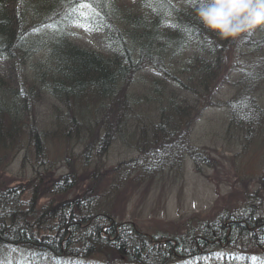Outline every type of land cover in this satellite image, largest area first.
<instances>
[{
  "label": "trees",
  "instance_id": "obj_1",
  "mask_svg": "<svg viewBox=\"0 0 264 264\" xmlns=\"http://www.w3.org/2000/svg\"><path fill=\"white\" fill-rule=\"evenodd\" d=\"M79 2L0 0V55L9 64L0 71V162L33 150L48 164L46 140L74 143L75 162L83 160L92 185L68 198L78 176L70 156L68 173L50 174L46 183L41 170L31 185L0 179V264H181L195 256L200 262L189 264H264V190L247 191L242 206L198 230L172 235L145 236L114 210L129 180H165L192 154L193 116L223 81L230 52L235 63L223 76L236 78L223 103L230 126L246 139L264 137V27L224 39L201 23L204 0H90L93 9L82 11L100 20L108 47L100 51L69 38ZM236 41L249 42L235 52ZM144 71L153 75L141 83ZM47 98L56 101L49 116L41 109ZM118 141L136 156L104 172L97 163Z\"/></svg>",
  "mask_w": 264,
  "mask_h": 264
},
{
  "label": "rangeland",
  "instance_id": "obj_2",
  "mask_svg": "<svg viewBox=\"0 0 264 264\" xmlns=\"http://www.w3.org/2000/svg\"><path fill=\"white\" fill-rule=\"evenodd\" d=\"M98 22L100 20L92 17L85 21V24H90L88 31L75 24L69 27L73 33L71 40L82 46L100 51L106 50L108 47L103 42L100 31L98 32L96 25ZM229 56L231 58L227 60L220 77L223 81L220 80L217 90L212 88L211 91H215L209 92L211 96L207 102H201V106L197 108V113L195 112L193 116L192 128L189 132L190 144L198 151L200 150L204 159L201 156L194 158L186 152L181 168L179 167L172 176L168 173L169 176L165 178L167 180L159 179L155 182L142 178L129 180L125 187L117 191L115 212H118L122 219L138 223L144 232L152 234L159 231L165 235L181 231L183 233L185 226L196 227L199 221L218 216L224 208L243 204L247 191H256L259 195L260 191L264 190V137L253 140L254 136H252L251 139L248 137L246 139L248 133L243 135L235 126H230L232 124L230 110L222 106L223 101L229 99L236 89V86L232 84L236 81L234 76L231 75L232 83L223 77L225 74H231L229 69L235 63L232 52ZM40 57L39 54L34 56L35 61H39ZM262 61L263 59L259 58L256 62L259 65ZM7 63L6 59L0 55V71H9ZM149 75L153 74L144 71L138 78L143 83V77ZM258 89L260 97L264 98V81ZM263 98L261 101L264 103ZM45 103V106L41 107L42 113L45 112V116H49L50 111L47 109L56 101L47 98ZM220 103L221 106L217 107ZM45 143L50 152L51 162L48 164H39L40 158H37L33 150L27 156L24 155V151L18 152L0 162V179L6 186H24L28 183L31 185L32 180L36 178V170H41L39 173L45 178L44 183L50 174L55 179L68 173V162L64 158L70 156L69 161L74 164V143L62 145L57 140H46ZM124 145V142L118 141L105 151L104 156L97 163L104 172L136 156L135 150L128 149ZM82 162L81 159L79 163L75 162L78 164L75 170L78 173L77 182L67 191L68 193L72 191L68 198L81 195L92 188L90 171L84 170L86 167L82 168ZM173 176L175 178L169 180ZM59 196L61 195H57V198ZM60 199L67 198L60 197ZM193 227L191 228L195 229ZM17 253L20 255L21 251L18 250ZM193 258L189 263H195V261L197 263L201 260L199 256ZM205 259L207 261V258ZM189 263L181 262V264Z\"/></svg>",
  "mask_w": 264,
  "mask_h": 264
},
{
  "label": "clouds",
  "instance_id": "obj_3",
  "mask_svg": "<svg viewBox=\"0 0 264 264\" xmlns=\"http://www.w3.org/2000/svg\"><path fill=\"white\" fill-rule=\"evenodd\" d=\"M201 23L224 39L264 27V0H204L197 10Z\"/></svg>",
  "mask_w": 264,
  "mask_h": 264
},
{
  "label": "snow or ice",
  "instance_id": "obj_4",
  "mask_svg": "<svg viewBox=\"0 0 264 264\" xmlns=\"http://www.w3.org/2000/svg\"><path fill=\"white\" fill-rule=\"evenodd\" d=\"M77 8L81 9L79 12L80 20L76 22L75 26L78 27H84L85 31L90 30V24H85V21L90 20L87 13L83 12V8L93 9V4L90 2V0H80L79 4L74 5V10ZM99 15V13H97ZM9 264H11V261H9Z\"/></svg>",
  "mask_w": 264,
  "mask_h": 264
},
{
  "label": "bare ground",
  "instance_id": "obj_5",
  "mask_svg": "<svg viewBox=\"0 0 264 264\" xmlns=\"http://www.w3.org/2000/svg\"><path fill=\"white\" fill-rule=\"evenodd\" d=\"M180 168H181V166H179ZM178 167V168H179ZM179 170V169H178ZM173 174H171V176H172ZM175 175V174H174ZM175 177L173 176V178H169V180H173Z\"/></svg>",
  "mask_w": 264,
  "mask_h": 264
}]
</instances>
